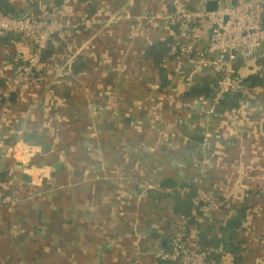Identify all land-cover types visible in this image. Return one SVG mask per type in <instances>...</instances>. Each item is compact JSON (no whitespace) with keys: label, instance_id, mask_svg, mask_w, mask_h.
I'll return each mask as SVG.
<instances>
[{"label":"crops","instance_id":"crops-1","mask_svg":"<svg viewBox=\"0 0 264 264\" xmlns=\"http://www.w3.org/2000/svg\"><path fill=\"white\" fill-rule=\"evenodd\" d=\"M7 1L20 12L35 10L26 0ZM128 3L127 19L103 23ZM168 4L96 0L88 14L70 0L80 27L52 42L35 83L8 94L13 55L30 56L33 47L19 34L0 35V198L7 200L0 206V264H160L155 254L180 224L187 242H197L203 227L227 215L201 205L191 223L177 214L173 197L186 183L233 206L257 192L240 250L213 264H264V86L241 108L207 119L208 103L186 92L212 77L211 68L196 72L183 56L165 60L161 72L144 56L148 44L173 32L135 16ZM201 33L204 47L206 28ZM34 129L51 143L49 152L17 140ZM60 158L64 170L52 176Z\"/></svg>","mask_w":264,"mask_h":264},{"label":"built area","instance_id":"built-area-1","mask_svg":"<svg viewBox=\"0 0 264 264\" xmlns=\"http://www.w3.org/2000/svg\"><path fill=\"white\" fill-rule=\"evenodd\" d=\"M205 4L189 7L182 0H169V9L159 11L143 10L135 16L147 25L176 26L174 41L168 55L176 59L188 56L193 70L198 72L209 66L216 76V88L208 104L206 118L213 116L216 106L225 95L241 92L250 95L235 62L261 61L264 63V0H206ZM34 11L9 14L0 10V35L15 33L29 40L33 50L30 56L16 52L12 57V72L5 93L25 83H35L44 51L55 38H62L66 31H76L80 22L70 17V0H61L50 5L46 0H29ZM130 3L119 7L103 20L105 25H116L129 17ZM102 23V24H103ZM207 30V41L202 47L201 29ZM70 50V45L66 44ZM207 135V134H206ZM7 200L0 198V206ZM194 205H201L206 211L219 210L221 197L214 192L195 187L192 199ZM215 248H204L197 242H187L185 224H180L169 236L168 248L159 250L155 256L169 264H213L210 259Z\"/></svg>","mask_w":264,"mask_h":264},{"label":"trees","instance_id":"trees-1","mask_svg":"<svg viewBox=\"0 0 264 264\" xmlns=\"http://www.w3.org/2000/svg\"><path fill=\"white\" fill-rule=\"evenodd\" d=\"M27 2L29 0H26ZM50 5H58L61 0H51ZM87 7V13L92 14L95 12L94 2L96 0H79ZM3 6V11L9 14L22 13L12 7L7 0H0ZM172 29V36L167 38L156 39L152 43L148 44L144 49V56L146 59L152 61V63L164 72V61L168 59H176L173 56L168 55L169 46L174 41V34L177 32L176 26H169ZM58 38H55L57 40ZM51 45V44H50ZM49 45V46H50ZM48 48L42 54L41 59L48 57L50 52ZM78 63V64H77ZM77 64V65H76ZM80 65L79 62H72V70L75 71ZM236 69L238 73L242 76L244 84L250 89L251 93L260 92L264 86V63L258 60L250 62H235ZM216 88V76H206L194 84H191L190 89L186 92V95L196 97L200 102L210 103V100L214 94ZM258 90V91H257ZM250 93V94H251ZM247 97L241 92H234L225 95L220 99L218 105L216 106V114H220L222 111H230L242 107V104L247 101ZM200 139V138H199ZM2 175H0V181L2 180ZM182 188H186L187 191L182 194H176L173 198L175 200V212L184 218L188 222L193 221L192 210L194 208V203L192 201L195 194V186L191 183H186L182 185ZM249 197L243 198L241 204L232 205L228 201H224L222 198V203L219 205V210L221 213L227 211V215L223 220L213 218L214 222L206 227H203L197 243L204 248H215L216 253L211 252L210 259L215 262L222 253L233 252L236 253L240 250L239 243L242 241L238 239V235L242 230V224L248 215V210L250 204L248 203L250 199L255 197L257 192L247 191ZM257 197V196H256ZM217 211H213L217 213ZM209 212V211H208ZM211 212V213H213ZM238 256L237 258H239ZM160 264H169L164 261H159Z\"/></svg>","mask_w":264,"mask_h":264},{"label":"water","instance_id":"water-1","mask_svg":"<svg viewBox=\"0 0 264 264\" xmlns=\"http://www.w3.org/2000/svg\"><path fill=\"white\" fill-rule=\"evenodd\" d=\"M213 5V3L209 2L207 4V8L212 9L214 7ZM2 9V5L0 4V10ZM236 61L242 63V58L239 57ZM17 140L28 146L38 148L40 154L49 152L52 146L50 142H44L43 138L37 136V131L35 129L31 130L30 132H23L22 136L20 138H17ZM86 144H88V142H86ZM52 168L54 169V171L51 173L52 176L55 172L64 170L63 161L61 160V158L52 164Z\"/></svg>","mask_w":264,"mask_h":264}]
</instances>
